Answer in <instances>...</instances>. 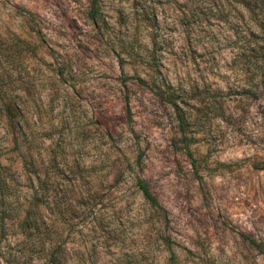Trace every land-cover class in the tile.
Here are the masks:
<instances>
[{"label": "rangeland", "instance_id": "374dc122", "mask_svg": "<svg viewBox=\"0 0 264 264\" xmlns=\"http://www.w3.org/2000/svg\"><path fill=\"white\" fill-rule=\"evenodd\" d=\"M0 75V264H264V0H0Z\"/></svg>", "mask_w": 264, "mask_h": 264}, {"label": "trees", "instance_id": "16d2710c", "mask_svg": "<svg viewBox=\"0 0 264 264\" xmlns=\"http://www.w3.org/2000/svg\"><path fill=\"white\" fill-rule=\"evenodd\" d=\"M96 1V0H93ZM91 18L94 20L96 18V11L93 10L91 13ZM2 75H0V94H2ZM19 102L16 97L14 96H8L7 99L3 100V117L6 119V126L8 130L12 132L14 135V141H18V134L21 133L22 131V123H23V115L21 113V108L19 106ZM179 122L181 123V126L184 125V121L182 117H179ZM27 162H25V165ZM136 187L139 190V192L142 194L143 198L150 203L153 206L158 207V203L152 193L149 190L148 185L142 180V179H137L136 180ZM25 224L27 222L25 221ZM252 243V242H251ZM54 256V254L51 255V257Z\"/></svg>", "mask_w": 264, "mask_h": 264}]
</instances>
